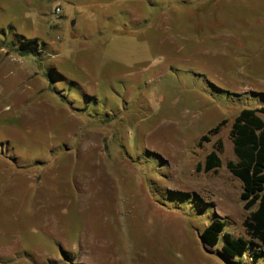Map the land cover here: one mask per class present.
Returning <instances> with one entry per match:
<instances>
[{"label": "rangeland", "instance_id": "obj_1", "mask_svg": "<svg viewBox=\"0 0 264 264\" xmlns=\"http://www.w3.org/2000/svg\"><path fill=\"white\" fill-rule=\"evenodd\" d=\"M260 107L264 0H0V264H264L201 238Z\"/></svg>", "mask_w": 264, "mask_h": 264}, {"label": "trees", "instance_id": "obj_2", "mask_svg": "<svg viewBox=\"0 0 264 264\" xmlns=\"http://www.w3.org/2000/svg\"><path fill=\"white\" fill-rule=\"evenodd\" d=\"M260 113H264V107L241 110L230 132L237 160L229 162L227 168L242 183L241 201L248 212L243 222L246 237L234 238L224 233L226 223L217 219L212 220L201 234L203 242L210 248L216 247L223 237V251L230 258L243 256L252 243L256 247L252 254L255 263L264 255V120ZM222 125H218L214 133ZM221 166L217 151L206 157V172L216 171Z\"/></svg>", "mask_w": 264, "mask_h": 264}, {"label": "water", "instance_id": "obj_3", "mask_svg": "<svg viewBox=\"0 0 264 264\" xmlns=\"http://www.w3.org/2000/svg\"><path fill=\"white\" fill-rule=\"evenodd\" d=\"M74 25H75V22L72 23V26H74ZM202 241H203V240H202ZM203 243H204V242H203Z\"/></svg>", "mask_w": 264, "mask_h": 264}]
</instances>
